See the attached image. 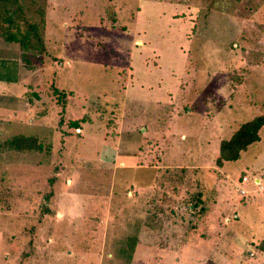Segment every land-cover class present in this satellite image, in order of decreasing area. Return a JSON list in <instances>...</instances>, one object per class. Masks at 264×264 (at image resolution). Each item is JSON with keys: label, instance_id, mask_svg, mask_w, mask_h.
<instances>
[{"label": "rangeland", "instance_id": "rangeland-1", "mask_svg": "<svg viewBox=\"0 0 264 264\" xmlns=\"http://www.w3.org/2000/svg\"><path fill=\"white\" fill-rule=\"evenodd\" d=\"M23 4L44 49L0 38V143L43 149H0V264H264V126L216 162L264 115V1Z\"/></svg>", "mask_w": 264, "mask_h": 264}, {"label": "trees", "instance_id": "trees-1", "mask_svg": "<svg viewBox=\"0 0 264 264\" xmlns=\"http://www.w3.org/2000/svg\"><path fill=\"white\" fill-rule=\"evenodd\" d=\"M20 20L23 22V28L16 25V22H21ZM0 38L9 43H17L23 52L40 53L44 49L43 37L38 29V22L26 16L23 0H0ZM25 61L30 63L26 58ZM261 64L264 67V57ZM3 80L7 82L16 81L15 78L9 76H0V81ZM54 91H57V95L59 96L61 95L60 93H63V91L56 88ZM70 124L73 127H79L77 120L71 121ZM263 126L264 115L254 116L241 123L229 138L220 141L219 155L216 160L217 164H221L223 160L238 159L242 151L250 144L259 140V132ZM0 149L2 151L15 150L19 152L41 151L43 144L36 136L18 134L3 140L0 143ZM243 177H241L242 180ZM131 239L135 241L136 237L133 236ZM261 245L262 250H264V240L260 241Z\"/></svg>", "mask_w": 264, "mask_h": 264}, {"label": "crops", "instance_id": "crops-1", "mask_svg": "<svg viewBox=\"0 0 264 264\" xmlns=\"http://www.w3.org/2000/svg\"><path fill=\"white\" fill-rule=\"evenodd\" d=\"M4 43V41H2V44ZM7 43H9V42H7ZM5 47V46H4ZM16 79V78H15ZM17 80V79H16ZM16 82V81H15ZM260 182H261V178L260 177H256L255 178V184H257V185H260ZM261 186V188H263V186L262 185H260ZM244 193H245V191H244ZM243 194V193H242Z\"/></svg>", "mask_w": 264, "mask_h": 264}, {"label": "built area", "instance_id": "built-area-1", "mask_svg": "<svg viewBox=\"0 0 264 264\" xmlns=\"http://www.w3.org/2000/svg\"><path fill=\"white\" fill-rule=\"evenodd\" d=\"M243 180L244 181L246 180V177L245 176L243 177ZM241 193H244V190H241Z\"/></svg>", "mask_w": 264, "mask_h": 264}]
</instances>
